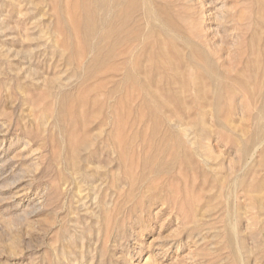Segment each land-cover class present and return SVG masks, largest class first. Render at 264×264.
<instances>
[{
	"label": "rangeland",
	"instance_id": "374dc122",
	"mask_svg": "<svg viewBox=\"0 0 264 264\" xmlns=\"http://www.w3.org/2000/svg\"><path fill=\"white\" fill-rule=\"evenodd\" d=\"M81 1L0 0V264H264V0Z\"/></svg>",
	"mask_w": 264,
	"mask_h": 264
},
{
	"label": "bare ground",
	"instance_id": "6f19581e",
	"mask_svg": "<svg viewBox=\"0 0 264 264\" xmlns=\"http://www.w3.org/2000/svg\"><path fill=\"white\" fill-rule=\"evenodd\" d=\"M73 1H75V0H73ZM77 1H78V0H77ZM85 1L87 2V0H82L81 2L85 3ZM95 1H96V2H97V1H99V2H101V1H102V2H105L106 0H95ZM118 1H120L121 4L123 5V8L121 9L122 11L119 13L120 15H123V14L125 15V13H127V9H130V8L133 9L134 6H135V8H136V5H135V4H137V3H136V0H118ZM254 1H256V0H254ZM261 1H262V0H261ZM261 1H260V2H261ZM89 2H90V0H89ZM99 2H98V3H99ZM166 2H167V1H166ZM78 3H79V2H78ZM78 3L76 2V4H78ZM118 3H119V2H118ZM118 3H117V4H118ZM153 3H154V2H153ZM80 4H81V3H80ZM80 4H79V5H80ZM90 4H91V3H90ZM96 4H97V3H96ZM105 4H106V3H105ZM107 4H108V3H107ZM107 4H106V5H107ZM259 4H260V3H259ZM259 4H258V5H259ZM154 5H155V6H159V5H156V4H154ZM161 5H162V4H161ZM81 6H82V5L79 6L80 9H81ZM83 6L85 7L84 4H83ZM86 6H87V4H86ZM88 6H89V5H88ZM103 6H104V5H103ZM124 6H126V7L124 8ZM162 6H163V5H162ZM201 6H202V5H201ZM204 6H206V5H204ZM260 6H261L260 8L263 9V8H262L263 5H260ZM97 7H99V4H98ZM107 7H108V6H107ZM107 7H106V8H107ZM263 7H264V6H263ZM92 8H93V6H92ZM102 8H103V7H102ZM102 8H101V10H102ZM159 8H160V7H159ZM161 8H162V7H161ZM260 8H259V9H260ZM82 9H83V8H82ZM85 9H86V8H84L83 10H85ZM99 9H100V8H99ZM164 9H165V8H164ZM200 9H201V8H200ZM87 10H88V9H87ZM113 10H114V9H113ZM137 10H138V9H137ZM263 10H264V9H263ZM263 10H262V11H263ZM88 11H89V10H88ZM94 11H95V10H94ZM133 11H134V10H133ZM141 11H142V10H141ZM160 11H163V10H160ZM160 11H159V12H160ZM165 11H166V10H165ZM171 11H172V10H170V12H171ZM200 11H202V10H200ZM84 12H86V10H85ZM131 12H132V11H131ZM135 12H136V11H135ZM135 12H134V13H135ZM163 12H164V11H163ZM163 12H161V14H162ZM168 12H169V11H168ZM177 12H178V11H177ZM197 12H198V10H197ZM101 13H102V12H101ZM117 13H118V12H117ZM129 13H130V12H129ZM129 13H128V14H129ZM164 13H165V12H164ZM174 13H175V12H174ZM179 13H180V12H178V15H179ZM257 13H258V12H257ZM262 13L264 14V11H263ZM86 14H87V13H86ZM86 14L84 15V18H83L84 20H83V21L86 20V19H85ZM91 14H92V12H91ZM132 14H133V13H132ZM159 14H160V13H159ZM161 14H160V15H161ZM175 14H176V13H175ZM180 14H181V13H180ZM197 14H198V13H197ZM203 14H204V13H203ZM107 15H108V14H107ZM117 15H118V14H117ZM117 15H116V16H117ZM120 15H119V16H120ZM162 15H164V14H162ZM116 16H115V17H116ZM175 16H176V15H175ZM180 16L182 17L183 15L181 14ZM263 16H264V15H263ZM263 16H262V18H263ZM86 17H88V16H86ZM129 17H130V16H129ZM132 17H133V16H132ZM132 17H131V18H132ZM153 17H154L155 20H157V18L155 17V15H154ZM183 17H184V16H183ZM257 17H258V15H257ZM89 18H90V17H89ZM89 18H88V19H89ZM91 18H92V17H91ZM111 18H112V17H111ZM143 18H144V16H143ZM172 18H173V17H172ZM184 18H185V17H184ZM186 18H187V17H186ZM198 18H199V17H198ZM132 19H133V18H132ZM159 19H160V18H159ZM166 19H167V18H166ZM181 19H182V18H181ZM187 19H188V18H187ZM199 19H200V18H199ZM203 19H204V18H203ZM114 20H115V19H114ZM118 20H119V17H118ZM179 20H180V19H179ZM184 20H185V19H184ZM188 20H189V19H188ZM188 20H186V21H188ZM195 20H196V19H195ZM215 20H216V22H217V19H215ZM97 21H98V20H96V23H97ZM144 21H145V20H144ZM192 21H194V19H192L190 22H192ZM197 21H201V20H196V22H197ZM135 22H136V21H135ZM139 22H141V21H139ZM167 22H168V19H167ZM196 22L194 21V24H195ZM261 22H262V20H261ZM263 22H264V21H263ZM80 23H81V22H80ZM85 23H87V21H86ZM94 23H95V22H94ZM109 23H110V22H109ZM112 23H113V22H112ZM122 23H123V24L126 23V19H125V17L122 19ZM133 23H134V22H133ZM133 23H132V24H133ZM171 23H172V21H170V24H171ZM177 23H178V22H177ZM197 23H198V22H197ZM200 23H201V22H199V24H200ZM91 24H93V23H91ZM135 24H137V22H136ZM145 24H147V23H145ZM199 24H197V26H196V25H195V26L198 28ZM203 24H204V23H203ZM263 24H264V23H263ZM88 25H89V23H88ZM88 25H86V26H88ZM110 25H111V24H109V26H110ZM81 26H82V25H81ZM91 26H92V25H91ZM117 26H118V25H117ZM130 26L132 27L133 25H130ZM130 26H129V27H130ZM165 26H166V24H164L163 22H160V23H159V26H156V27H159V28L163 29L165 33L169 34V33L165 30ZM200 26H201V24H200ZM200 26H199V28H200ZM258 26H259V22H258ZM93 27H94V26H93ZM118 27H119V26H118ZM118 27H117V28H118ZM144 27H145V26H144ZM201 27L203 28V26H201ZM208 27H209V25H208ZM107 28H108V27H107ZM112 28L115 29V27H112ZM256 28H257V27H256ZM86 29H91V28H90V25L88 26V28L86 27ZM108 29L110 30V27H109ZM172 29H173V28H172ZM203 29H204V28H203ZM259 29L261 30L260 27H259ZM263 29H264V28H263ZM263 29L261 30L262 32H263ZM81 30H83V28H82ZM91 30H92V29H91ZM125 30H127V29H125ZM125 30H123V31H125ZM128 30H129V28H128ZM137 30H139V29H137ZM145 30H146V29H145ZM184 30H185V29H184ZM89 31H90V30H89ZM89 31H88V32H89ZM107 31H108V30H107ZM110 31H111V30H110ZM123 31H122V32H123ZM134 31H135V30H134ZM141 31H142V30H141ZM175 31H176V30H175ZM196 31H197L196 33H198L199 29L196 30ZM257 31H258V28H257ZM81 32L83 33V31H81ZM90 32H91V31H90ZM92 32H93V30H92ZM92 32H91V34H92ZM99 32H100V31H99ZM112 32H113V31H112ZM122 32H120V35L122 34ZM130 32H131V31H130ZM136 32H138V31H136ZM156 32H158V31H156ZM185 32H186V31H185ZM203 32H204V31H203ZM217 32H218V31H217ZM262 32H260L261 35H263ZM95 33H96V31H95ZM105 33H107V32H105ZM108 33H109V34H108ZM108 33H107L108 36H107V34L104 36V41H106L105 37L110 38L109 36L112 35V34L110 35L111 32H108ZM124 33H125V32H124ZM143 33H144V32H143ZM148 33H150V32H148ZM199 33H200V32H199ZM263 33H264V32H263ZM100 34H101V32H100ZM134 34H135V33H134ZM144 34H145V33H144ZM156 34H157V37L160 38V34H159V36H158V33H156ZM200 34H202V33H200ZM258 34H259V33H258ZM84 35L86 36V34H84ZM84 35L82 34V37H83V38L85 37ZM92 35H93V34H92ZM103 35H104V33H103ZM126 35H127V34H126ZM126 35H124V37H125ZM131 35H132V34H131ZM169 35L173 36L174 34L172 35V34L170 33ZM196 35H197V34H196ZM202 35H203V34H202ZM87 36H88V35H87ZM87 36H86V37H87ZM117 36H118V38H119V35H118V34H117ZM122 36H123V35H122ZM136 36H137V34H136ZM144 36H145V35H144ZM144 36H143V37H144ZM203 36H204V35H203ZM208 36H209V35H208ZM252 36H253V35H252ZM254 36H256V34H254ZM254 36H253V37H254ZM115 37H116V36H115ZM127 37H128V35L126 36V38H127ZM133 37H134V36H133ZM147 37H148V36H147ZM198 37H200L199 34H198ZM257 37H259V36L257 35ZM97 38H98V37H97ZM144 38H146V36H145ZM254 38H255V37H254ZM260 38H261V36H260ZM262 38H263V37H262ZM87 39H88V38H87ZM91 39H92V37H91ZM113 39H114V37H113ZM115 39H116V38H115ZM120 39H121V41L123 40V38H120ZM127 39H128V38H127ZM134 39H135V38H134ZM136 39H137V38H136ZM147 39H148V38H147ZM151 39H152V38H151ZM153 39H154V38H153ZM162 39H163V37H162ZM200 39L203 40V37L200 38ZM206 39H207V38H206ZM206 39H205V40H206ZM257 39H258V38H257ZM263 39H264V38H263ZM83 40H85V38H84ZM116 40H117V39H116ZM116 40H115V43H113V44L111 43V44L113 45L112 47H114V44L116 45V43H117ZM118 40H119V39H118ZM125 40H126V39H125ZM139 40H140V39H139ZM142 40H143V39H142ZM144 40H145V39H144ZM172 40H173V39H172ZM178 40H179V39H178ZM182 40H183V39H182ZM217 40H218V39H217ZM225 40H226V39H225ZM108 41H109V39H108ZM169 41L171 42V39H170ZM259 41H261V40L259 39ZM263 41H264V40H263ZM90 42H91V41H90ZM106 42H107V41H106ZM111 42H112V40H111ZM119 42H120V41H118V43H117L118 46L116 45L115 47H119V48H120V46L122 45V43L124 44V42H122L121 45H119ZM129 42H130V41H129ZM146 42H149V41L146 40L145 43H146ZM159 42H160V45H159V46H160L159 49H160V48H161V45L164 44L165 41L163 40V42H162V40L159 39ZM161 42H162V43H161ZM184 42H185V41H184ZM200 42H201V41H200ZM88 43H89V40H88ZM88 43H87V44H88ZM101 43H103V40H102ZM104 43H105V42H104ZM104 43H103V44H104ZM132 43H133V42H132ZM132 43H130V44H128V45L131 46ZM140 43H142V42H140ZM167 43H168V41H167ZM172 43H173V42H171L170 44H172ZM201 43H202V42H201ZM108 44H109V43H108ZM138 44H139V43H138ZM148 44H149V43H148ZM152 44H153V43H152ZM173 44L175 45V43H173ZM173 44H172V45H173ZM213 44H214V43H213ZM260 44H261V43H260ZM125 45H126V44H124V45H122V46L125 47ZM154 45H155V44H153V46H154ZM164 45L167 46L168 44L165 43ZM202 45L205 46L204 43H202ZM206 45H208V44H206ZM88 46L90 47L89 44H88ZM96 46H97V45H96ZM103 46H105V44H104ZM122 46H121V49L123 48ZM130 46H129V47H130ZM149 46L151 47V44H149ZM153 46H152V47H153ZM176 46H177V45H176ZM176 46H175V47H176ZM187 46H188V45H187ZM262 46H263V44H262ZM112 47H110V49H108V50L110 51ZM142 47H143V46H142ZM172 47H173V46H172ZM175 47H174V48H175ZM183 47H184V45H183ZM205 47H207V46H205ZM210 47H211V46H210ZM215 47H216V46H215ZM260 47H261V46H260ZM263 47H264V46H263ZM126 48H127V47H125V49H126ZM138 48L141 50L140 46H139ZM178 48H179V47H178ZM195 48H196V47H195ZM99 49H100V47H99ZM103 49H104V48H103ZM103 49H102V50H103ZM121 49H117V48H116V50H118V51H110V52H113V54H114L115 52H117V54L120 53V55H121V52L124 53V50H125V49L123 48L124 50L122 49L123 51H121ZM128 49H129V48H128ZM128 49H126V50L128 51ZM153 49H154V48H152V50H153ZM156 49H157V48H156ZM159 49L157 50L158 52H159L160 50H162L163 47H162L160 50H159ZM184 49H185V48H184ZM184 49H183V51H185ZM207 49H208V48H207ZM207 49H206V50H207ZM211 49H212V48H211ZM213 49H214V48H213ZM215 49H217V48H215ZM259 49H260V48H259ZM263 49H264V48H262V50H263ZM114 50H115V48H114ZM130 50H131V49H130ZM130 50H129V51H130ZM147 50H148V49H147ZM147 50H146V51H147ZM167 50H168V49H167V47H166V52H167ZM175 50H177V51L180 50V52H183L181 49H175ZM175 50H174V51H175ZM262 50H261V51L258 50V51H260V52L262 53ZM99 51H100V50H99ZM119 51H121V52H119ZM150 51H151V50H148V54H149ZM162 51H163V50H162ZM177 51H176V52H177ZM208 51H209V50H208ZM213 51H214V50H213ZM96 52H97V50H96ZM106 52H107V51H106ZM110 52H107V54H108V53L110 54ZM125 52H126V51H125ZM160 52H161V51H160ZM168 52H169V50H168ZM168 52H167V53H168ZM195 52H196V51H195ZM263 52H264V50H263ZM100 53H101V52H100ZM129 53H130V52H129ZM131 53H132V52H131ZM131 53H130V55H131ZM144 53H146V52H144ZM171 53H172V52H171ZM185 53H186V52H185ZM94 54H95V53H93V55H94ZM104 54H105V52H104ZM125 54H126V53H125ZM125 54H122V55H125ZM159 54L161 55V54H163V53L161 52V53H159ZM169 54H170V53H168V56H169ZM177 54H178V52H177ZM210 54H211V52H210ZM97 55H98V54H97ZM115 55H116V54H115ZM115 55H113V56H115ZM120 55H119V56H120ZM142 55H143V54H142ZM155 55L157 56V53H156ZM180 55H181V54H180ZM180 55H179L178 58H180V60H181L182 57H181ZM198 55H199V54H198ZM94 56H96V55H94ZM99 56H100V55H99ZM106 56H108V55H106ZM113 56H111L110 59H113ZM117 56H118V55H117ZM126 56H127V55H126ZM144 56H145V57H144ZM144 56H143V58L145 59V58H146V55H144ZM148 56H149V55H148ZM152 56H153V55H152ZM158 56H159V55H158ZM158 56H157V57H158ZM161 56H162V55H161ZM182 56H184L183 53H182ZM191 56H192V55H191ZM102 57H105V56L102 55ZM121 57H122V56H121ZM123 57H125V56H123ZM162 57L164 58V57H165V54H164V56H162ZM95 58H96V57H95ZM99 58H100V57H99ZM116 58H117V57H116ZM116 58L114 57V59H116ZM130 58H131V57H130ZM143 58H142V59H143ZM150 58H151V57H150ZM166 58H168V57H166ZM170 58L172 59V58H174V56H173V57H170ZM213 58H214V57H213ZM215 58H218V55H216ZM93 59H94V58H93ZM96 59H97V58H96ZM102 59H103V60H106V59H107V60L109 61V59H108L107 57H106V58H102ZM102 59L100 60V62L98 61V62H99V65H100ZM114 59H113V60H114ZM147 59H148V58H147ZM157 59H158V58H157ZM174 59L177 60V58H174ZM184 59H185V58H184ZM184 59H182V61H183ZM113 60H112V61H113ZM145 60H146V59H145ZM151 60H152V58H151ZM159 60H160V58H159ZM166 60L168 61V59H166ZM176 60H175V61H176ZM221 60H222V58H221ZM92 61H93V60H91L90 62H92ZM118 61H119V60H118ZM142 61H143V60H142ZM148 61H149V60H148ZM160 61H161V60H160ZM160 61H159V62H160ZM184 61H185V60H184ZM216 61H217V60H216ZM93 62H95V61H93ZM102 62H104V61H102ZM143 62H147V61H143ZM169 62H170V60H169ZM171 62H173V63L177 66L176 68L179 69L180 66L178 67L179 64H177L178 61L174 62L173 59H172ZM171 62H170V64H171ZM187 62H188V61H187ZM187 62H186V63H187ZM195 62H196V61H195ZM141 63H142V62H140L139 64H141ZM147 63H148V62H147ZM152 63H153V62H152ZM152 63H149V64H152ZM167 63H168V62H167ZM181 63H182V62H181ZM93 64H94V63H93ZM101 64L104 66L103 63H101ZM107 64H108V63H107ZM154 64H156V63H154ZM158 64H159V63H158ZM158 64H157V66L155 65V67H156V68H159V73H161V71H160V67H158ZM162 64L164 65L165 63L162 61ZM168 64H169V63H168ZM182 64L185 65V63H182ZM210 64H211V63H210ZM218 64H219V63H218ZM221 64H222V63H221ZM221 64H220V65H221ZM88 65H89V64H88ZM99 65H96L97 67L94 68L95 71H96L97 69H98V70L100 69V68H98V67H100L101 65H100V66H99ZM122 65H123V63H122ZM125 65H126V64H125ZM142 65H143V64H142ZM193 65H194V64H193ZM196 65H197V64H196ZM196 65H195V66H196ZM211 65H212V64H211ZM222 65H223V64H222ZM222 65H221V66H222ZM133 66H134V65H133ZM137 66H138V65H137ZM146 66H147V65H146V63H145V67H146ZM161 66H162V65H161ZM169 66H170V65H169ZM171 66H172V65H171ZM218 66H219V65H218ZM223 66H224V65H223ZM92 67H93V65H92ZM92 67H90V68H92ZM101 67H102V66H101ZM138 67H139V66H138ZM140 67H141V66H140ZM164 67H166V66L164 65ZM164 67H163V68H164ZM183 67H187V65H186V66H183ZM183 67H181V68L184 69ZM219 67H220V66H219ZM219 67H218V68H219ZM86 68H87V67H86ZM90 68H87V69L90 70ZM96 68H97V69H96ZM141 68H142V67H141ZM153 68H154V67H153ZM153 68H152V71H154ZM166 68H167V67H166ZM130 69H131V68H130ZM144 69H145V70H146V69L149 70V68H147V67L144 68ZM168 69H170V68H168ZM172 69H173V70H172ZM172 69H171V70L174 71L175 68H172ZM84 70H85V72L87 71L86 69H84ZM125 70H127V69H125ZM134 70H135V69H134ZM180 70H181V69H179L178 71H180ZM95 71H94V72H95ZM135 71H136V70H135ZM142 71H143V70H142ZM163 71H164V70H163ZM169 71H170V70H169ZM90 72H91V71H90ZM94 72H91V74L94 73ZM149 72H150V71H149ZM154 72H155V71H154ZM165 72H168V71L165 70ZM182 72H183V73H182ZM182 72H181L180 75H179V74H176L177 72H175V75H174V76L177 75V77L179 76V78H180L181 75H185L184 73H186V72H184V70H183ZM206 72H207V74H208L211 78L214 79V81H215L216 83L218 82V80H217L218 77H217V75H216L214 69H213L211 66L206 67ZM83 73H84V72H83ZM133 73H134V72H133ZM143 73H144V72H142V74H143ZM168 73H171V71L168 72ZM172 73H173V72H172ZM178 73H179V72H178ZM193 73H194V71H193ZM86 74H87V73H86ZM86 74L84 73L83 76H84V75L86 76ZM88 74H89V72H88ZM144 74H146L145 76H147L149 73L147 72V73H144ZM162 74H163V73H162ZM162 74H159V75L162 76ZM196 74H197V73H196ZM198 74H199V73H198ZM92 75H93V74H92ZM135 75H136V73H135ZM137 75H138V73H137ZM149 75H150V74H149ZM149 75H148V78H149ZM169 75H170V74L167 75L168 78H169ZM172 75H173V74H172ZM87 76H88V75H87ZM90 76H91V75H90ZM125 76H126V75H125ZM153 76H154V75H153ZM153 76H150V77H153ZM155 76H156V73H155ZM201 76H202V75H201ZM201 76H199V77H201ZM263 76H264V75H263ZM139 77H140V76H139ZM141 77H142V76H141ZM195 77H196V76H195ZM199 77H198V81H199V83H201V82H200V79H201V78L199 79ZM148 78H147V80H148ZM160 78H162V77H160ZM160 78H158L157 80H160ZM182 78H183V77H182ZM191 78H192V77H191ZM202 78H203V77H202ZM226 78H227V77H226ZM228 78H229V77H228ZM152 79H153V78H152ZM155 79H156V78H155ZM169 79H170V78H169ZM169 79H168V80H169ZM174 79H175V78H174ZM174 79H173V80H174ZM203 79H204V78H203ZM203 79H202V82H203ZM205 79H206V78H205ZM138 80H139V79H138ZM150 80H151V78H150ZM153 80H154V79H153ZM153 80H152V82H153ZM170 80H171V79H170ZM170 80H169V83H170ZM224 80H225V79H224ZM262 80H263V79H262ZM262 80H261V81H262ZM122 81H123V79H122ZM141 81H142V79H141ZM144 81H146V80H144ZM174 81H175V80H174ZM225 81H226V80H225ZM126 82H127V81H126ZM148 82H149V81H148ZM157 82H159V81H157ZM164 82H165V81H164ZM167 82H168V81H167ZM185 82H186V81H185ZM120 83H121V82H120ZM137 83H138V82H137ZM143 83H145V82H143ZM165 83H166V82H165ZM172 83H176V82H171L170 84H172ZM177 83H180V80H179V82L177 81ZM199 83H198V84H199ZM204 83H205V82H204ZM206 83H209V81L206 82ZM224 83H225V82H224ZM226 83H227V82H226ZM129 84H130V83H129ZM148 84H150V83H148ZM202 84H203V83H202ZM202 84H201V85H202ZM261 84H262V82H261ZM132 85H133V84H132ZM134 85H135V84H134ZM134 85H133V86H134ZM144 85H145V87H146V84H144ZM185 85H186V84H185ZM201 85H199V86H201ZM204 85H205V84H203V86H204ZM122 86H124V85H122ZM223 86H225V85H223ZM128 87H129V86H128ZM125 88H126V87H125ZM146 88H147V87H146ZM197 88H199V87L197 86ZM200 88H201V87H200ZM202 88H204V87H202ZM202 88H201V89H202ZM208 88H209V86H208ZM208 88H207V90H208ZM195 89H196V88H195ZM201 89H200V90H201ZM203 90H205V89H203ZM203 90H201L202 93H203ZM223 90H224L223 92H226V88H224ZM147 91L149 92V89H147ZM172 91H173V90H172ZM177 91H178V89L175 90V94H174V95H177V94H176ZM182 91H183V90H182ZM182 91H181V93H182ZM184 92H185V91H184ZM205 92H206V91H204V94H205ZM185 93H186V92H185ZM257 93H259V89H258V92H257ZM168 94H169V93H167V95H168ZM197 94H198V93H197ZM200 94H201V93H199V95H200ZM255 94H256V92H255ZM255 94H254V95H255ZM169 96H170V95H169ZM172 96H173V95H172ZM183 96H184V95H183ZM209 96H210V95H209ZM256 96H257V95H256ZM174 97H176V96H174ZM179 97H180V96H179ZM205 97H206V96H205ZM210 97H211V96H210ZM177 98H178V97H177ZM200 98H203V97H202V94L200 95ZM156 125H157V124H156ZM175 127H176V126H175ZM176 138H177V137H176ZM182 138H184V135L182 136ZM262 141H263V140H262ZM262 141H261V142H262ZM176 142H177V141H176ZM178 142H179V141H178ZM261 147H262V146H261ZM263 148H264V147H263ZM240 150H241V148H240ZM263 151H264V150L262 149V152H263ZM240 152H241V151H240ZM263 153H264V152H263ZM249 154H250V153H249ZM261 155H263V157H264V154H261ZM248 156H249V155H248ZM240 159H241V158H240ZM250 159H251V158H250Z\"/></svg>",
	"mask_w": 264,
	"mask_h": 264
}]
</instances>
